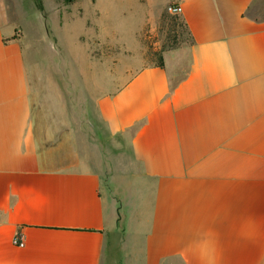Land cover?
<instances>
[{
  "label": "crops",
  "instance_id": "obj_1",
  "mask_svg": "<svg viewBox=\"0 0 264 264\" xmlns=\"http://www.w3.org/2000/svg\"><path fill=\"white\" fill-rule=\"evenodd\" d=\"M79 1L0 0V264H264V0L97 1L190 32L101 96L53 31Z\"/></svg>",
  "mask_w": 264,
  "mask_h": 264
},
{
  "label": "rangeland",
  "instance_id": "obj_2",
  "mask_svg": "<svg viewBox=\"0 0 264 264\" xmlns=\"http://www.w3.org/2000/svg\"><path fill=\"white\" fill-rule=\"evenodd\" d=\"M24 1L18 0L21 7L20 19L22 18L23 22L30 19L26 17L31 8L30 0H26V5ZM97 1L108 6L107 0H96L95 3L93 0H81L75 5V9L62 11V25L67 27L61 28L59 17L51 14L52 21H58L53 31L64 44L66 73L77 82L81 80L84 85L91 76L96 78L98 83L92 88V92L101 96L107 91L121 87L141 68L160 65L168 58L176 56V60L182 61V66L186 67L190 37L179 16L170 15L166 9L155 20L147 23L137 36L138 42H133L132 20L135 14L128 9L115 13L108 7V14L98 20L103 28L100 33L96 16ZM45 5L52 12L55 0H45ZM68 5L65 4L67 8ZM119 5V9L129 7L126 3ZM78 8L81 10L80 14L77 12ZM71 22L75 25H70ZM62 49L63 47H60L61 51ZM131 196L132 194L126 195ZM119 235L115 237L118 238ZM118 255L121 257L122 252ZM130 264H142V261L132 259Z\"/></svg>",
  "mask_w": 264,
  "mask_h": 264
},
{
  "label": "built area",
  "instance_id": "obj_3",
  "mask_svg": "<svg viewBox=\"0 0 264 264\" xmlns=\"http://www.w3.org/2000/svg\"><path fill=\"white\" fill-rule=\"evenodd\" d=\"M167 9H168V13L170 15H174V16L180 15L181 11H182L181 7L177 6V5H171ZM14 244L18 245V246H23L24 245L23 237L22 236H16L14 239Z\"/></svg>",
  "mask_w": 264,
  "mask_h": 264
},
{
  "label": "trees",
  "instance_id": "obj_4",
  "mask_svg": "<svg viewBox=\"0 0 264 264\" xmlns=\"http://www.w3.org/2000/svg\"><path fill=\"white\" fill-rule=\"evenodd\" d=\"M76 1H77V0H66V3H67V4H73V3H76ZM181 19H182V18H181ZM182 20H183V19H182ZM183 23H184V26H185V28H186V30H187L189 36H190V32H189L187 26L185 25V22H184V21H183ZM159 66L164 67V63L162 62Z\"/></svg>",
  "mask_w": 264,
  "mask_h": 264
}]
</instances>
